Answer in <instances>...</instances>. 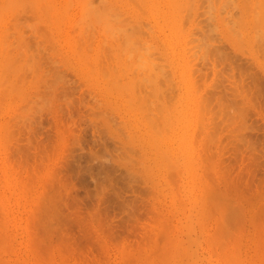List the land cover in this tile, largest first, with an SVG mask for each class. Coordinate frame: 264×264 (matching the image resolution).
I'll return each mask as SVG.
<instances>
[{
  "label": "rangeland",
  "instance_id": "1",
  "mask_svg": "<svg viewBox=\"0 0 264 264\" xmlns=\"http://www.w3.org/2000/svg\"><path fill=\"white\" fill-rule=\"evenodd\" d=\"M31 1L5 0L4 2V0H0V6L3 5L2 9L0 7V11L3 10V13L7 10L11 11V14L6 15L5 13L3 14L0 12L3 15L2 17L0 14V28L4 30L5 28L2 27H5L6 25L8 30V32H6V29L4 30L5 33L3 34V38L5 39L0 40L2 42L0 43V47H3V52H1V50L0 52L5 55L7 54L6 57L4 55L5 58H7L8 55L16 58H13L12 61V57L8 56L11 58V61L9 60L10 63L17 62L15 64L13 63L14 66L12 63L10 65L8 64L7 66L9 67L1 63L2 66L0 68V71H3L0 73V80L2 81H0V83L3 87L5 86L3 88L0 85V89H3L0 91V264H161V261L158 260L159 256L157 255H159L158 253L161 252L163 256L160 254V257L163 258L164 254H168V252L171 251V242H169L170 240H166L170 239L171 237V239L174 240L172 241L173 244L171 245L175 248L178 246L176 248L177 250L179 249V251L181 250L184 253L187 252L186 255H188V251L190 252L187 257H185L186 255L184 253L181 255L182 258L180 256V258L183 260L181 263L183 264H193L195 262V264H231L228 262L226 263L220 258V256L223 257V255H218L222 250L221 247H219L220 251H218L219 248L216 247L220 243L219 241H217V243L219 242L217 245L215 241V245L211 246L215 236L218 235H221V238L224 236V240L225 237H227L226 240L236 242L234 244L237 246L236 249L231 248L233 247L232 244L234 242L232 243L229 241L228 244H226L227 241H225L223 245H221L223 247L224 244L228 245L230 251L232 249L236 250V252L232 250L237 256L233 252L232 255L235 256L236 260H239L236 261V264L238 262L239 264H264V241L262 239L261 240L263 242L257 240L259 239L258 236H260V234L257 236L259 233L257 231L261 229L262 225V231H264V33H262L264 32V20L262 22L261 18L263 16L262 14H259H264V7L262 8L260 2L262 0H230L231 3H227V5L226 2H229V0H226L225 3H222L224 0H219L218 2L216 0L215 3L214 0H210L211 2L208 0H137L136 4V0H123V2L122 0H113L114 2L112 0H107L110 1L109 3H105L106 5L107 3L110 4L108 7L111 6V3L112 6L110 8H114L113 3L116 4L115 7H118L117 4H120L121 10L118 9L119 7L117 10L114 8L116 11H113V9H110L109 11V9H107V12L110 14L108 15L107 12H104L105 16L103 17L108 16L107 19L109 20L110 18L111 20V18L114 16L112 13L115 12V16L116 14H119L116 18H118V22H120L122 19V21H124L125 16H128V14L130 15L126 18L127 21L125 22H128V24L124 23L126 24L125 26L122 25V22V26H120V23H116L117 19L116 22L113 21L117 24V26L119 25L120 27L117 29L115 28L116 26H114V29L118 31L119 34L122 32V30H124L123 28L121 30V27L128 29L127 31L125 29L122 35L120 34L122 38H124L126 35H128V37L130 36L129 38L127 37L124 39L127 40L126 42L121 39L119 34H116L117 32H114L115 30H112L114 24H112V20L109 24V27H112L111 29H108L109 27L107 24L109 22L107 23L105 19H101L102 16L99 18L100 15L98 14V17L96 18H99L101 21H96L98 23L94 24L96 18L93 16V14L91 15V13H87L91 9L90 5L95 6L94 4L96 3H99L96 5H100V8L101 3H103L101 10L105 11V4L103 0H101V3L99 0H89L88 2L92 1L91 4L84 2L87 0H84L83 2L80 0L83 5L85 4L84 7L87 11L85 13L83 12L84 8L81 9L83 5L81 4L80 6V1L72 0L73 2H70L72 3L71 5L70 3H67L70 6H67L69 13L67 10V12H64L66 16L64 15L65 18L63 20L61 18V12L63 14V11H60L61 9L58 8L59 10H56L55 14L57 16L59 11L60 15L58 14V18H56L55 14H53V11H55L53 9H57V7L60 5L63 6L65 0H62L64 3H62L60 0V5L57 4V1L59 0H54L56 3H54V5L53 1L50 0L49 3L52 2L51 4L53 5V9L51 8V11L48 9L51 4L46 5L47 1L45 2V0H41L40 3V0ZM34 1L35 6L33 4ZM117 1L120 3H116ZM232 1L234 3L233 5H235L237 2L235 5L236 9L233 7V5L231 6ZM243 1H247V5L245 3L243 4L246 5V7L248 6V9L242 4ZM257 1L260 3L258 4ZM42 2H45V6H42ZM124 2L127 4L125 5ZM192 2L195 9L193 8V5H191ZM198 2L200 5L197 4ZM253 2L255 6H253ZM86 3L89 4L87 7L90 8L86 7ZM203 3L204 5L202 7L201 4ZM211 3L213 6L217 3L215 5L214 11L212 7V9L209 8L210 5L212 6ZM219 4H224V6L226 5V7H224L225 10L223 6H220ZM39 5L42 6V8L44 7L45 12L42 10V8V13L39 11ZM77 5H79L80 8H78ZM131 5L135 7L136 5L139 6L135 8ZM46 6L48 7L47 10L45 9ZM61 6L60 8H62ZM229 6H231V8ZM258 6L262 8V10H259ZM6 7L7 10L4 9ZM9 7L10 9H8ZM13 7L15 14L14 11H12ZM170 7L173 8L171 9ZM219 7L223 8L221 9L222 12L220 11ZM237 7L239 10H241V12L239 11L240 13L238 12ZM255 7L258 8L259 13L257 14L255 13ZM65 8L66 7L64 6L63 9ZM96 8L98 7L96 6ZM100 8L97 10L101 12ZM138 8H140V10ZM189 8H191V10ZM197 8H199L198 12ZM150 9L152 12L149 11ZM188 9L189 13L191 11L190 15L192 14L189 21L186 18L190 16L185 12ZM78 10L84 15L81 13L78 14ZM92 10L93 9H91V12H93ZM124 10L127 15L125 12L123 14ZM226 10H229V13ZM10 11L6 13H10ZM49 11L50 13L52 12L49 15L52 16L53 14L55 16L54 18H52L53 16L51 17L48 15ZM235 11H237L238 14L242 13V18L240 15L235 13ZM184 12L188 17L185 15L183 17L186 18L182 17ZM196 12L198 13V16ZM219 12L221 14H218ZM226 12L228 15H226ZM93 13L94 15L97 14L95 12ZM120 13L124 15L121 16L122 18H120ZM146 13L147 15H145ZM46 14L49 17V20L46 18ZM87 14L91 15L90 19L93 16L95 20L88 19L89 16H85ZM230 14L232 15L230 16ZM43 15L46 19L43 17ZM101 15H103L102 12ZM195 15L196 17L194 18ZM223 15H226L227 17H224ZM236 15L237 18L239 17V20L241 18L240 21L235 18ZM78 16L81 19L83 16H85L87 21L85 20V22L83 21L84 23H82V20H80ZM206 16L208 17L207 19ZM210 16L213 17V19L215 18V21L210 20L212 19ZM14 17L16 18L14 19ZM129 18L132 19L130 20ZM225 18H231L234 19V21L229 19L228 23L225 24L223 23L226 20ZM52 19L57 20L53 21ZM163 19H165L164 22ZM46 20L49 22L47 23ZM92 20H94V22H92ZM138 20H140V23L138 22L139 24L137 23ZM182 20H184V27L181 23ZM10 21L13 22L14 26ZM102 22H104V24L107 26L106 27L104 25L107 30L102 25V28L100 27V23ZM229 22H232V24H229ZM73 23H75V26H73ZM92 24L95 28H104V31L106 30V32L112 30L109 34L113 32L112 35H118L119 39L123 41L124 45L128 44L129 47L131 46L130 48L127 46L126 49H134L136 52L137 48L138 51L136 53L130 50L126 51L123 45L125 54H123V51H121V53L124 55V57L122 56L120 59V54L117 53L119 60L115 59L116 61H114L113 58L117 57L116 52H120L121 50L122 46L120 47V50L118 46L122 45V42H120V44L118 43V37L115 38L112 37V35L110 36L113 38V40L115 38L114 41L116 42L113 43L119 44L116 51L115 44L112 45V39L109 40L108 38L109 34L107 33V36L105 35L107 39L105 36L102 37L101 34L105 32L102 30L100 31L102 33H97L99 32L98 28L97 30H94V28H91ZM235 24H237L238 29H235ZM77 25H81L80 28L83 27V30L85 29L84 27L87 26L96 32L94 33L89 28L91 32H88L89 34L87 35L86 31L89 30L85 29L86 33L80 30L81 33H85L88 37L87 41H85L86 39L82 37L83 34H80V31H78L79 28L77 27L79 26ZM253 25L257 30L252 29L254 28ZM128 26L130 27L128 28ZM138 26H141V28ZM180 26H182V28ZM193 26H196V28L200 29V31L196 30L195 28L194 29L197 32L194 31L192 28ZM227 26H233L234 31H232V28H230L232 30L227 29ZM71 27H76L75 30L78 29V35L80 34V37L83 38H80L83 40V45H81L82 43H79L82 40L78 39L79 36L76 33L77 31L75 32L74 28L72 29ZM148 29H151L152 32L151 30L148 31ZM54 30H56L58 33ZM119 30L121 32H119ZM237 30L240 32H238V36H232V33H234L233 35H237V33H235ZM16 31L19 33L22 32L20 34L21 36L18 34V32L16 33ZM140 31L142 33L139 35L138 33ZM192 31L194 32L191 33ZM126 32H128V34L125 35L124 33ZM164 32L167 33L164 34ZM201 32L202 35L207 34V38L205 35L202 36ZM259 32L262 35H260ZM2 33H0V39H2ZM208 33L210 34L208 35ZM23 34L24 36H22ZM239 34L241 35L240 37ZM148 35H150V38H148ZM186 35L188 37L192 36V38L188 39ZM199 35L202 36V40L204 39V42H201L202 40L197 41L200 39ZM135 36L136 38H134ZM258 36H260V38H258ZM74 37H76L79 41H77L76 38L74 39ZM193 37L198 38H194L193 40ZM90 38H94L92 39L93 41H90L91 43L88 42V40H91ZM101 38L111 41L112 44H104V40L102 41ZM205 38L208 39V42L214 45L212 46L211 44H208L207 41L205 44ZM139 39H142L141 41L144 42V44L142 42L143 45L147 44L146 47L140 44L141 41H137ZM155 39L157 41H155ZM236 39L240 40L237 41ZM100 40L105 45H103L104 47L100 46L102 45V43H99L101 42ZM148 40L149 42L146 43ZM188 40L190 43L187 42ZM16 41H18V43H16ZM24 41H26V43ZM109 41L108 43H110ZM85 42L88 43L87 46L89 51L85 50L87 44ZM199 42L201 43V46H199L200 49H196L199 44L196 46V48L194 47V44ZM4 43H7V45L9 44L8 46L11 48L10 54L7 53V51L9 52V48L6 49L8 46H6ZM161 44L164 47L160 46ZM75 45H79V47L82 48L77 50L79 51V54L76 51L77 46ZM20 46L25 47L22 49ZM106 46L110 48L107 50ZM112 46H115L114 49ZM99 47L101 50L105 49L103 50L102 56V51L99 49ZM140 47H142V50H144L139 51V49L141 50ZM153 47L154 49L152 50ZM156 47L158 49H156ZM192 47L194 48L192 49ZM240 47L241 49H239ZM202 48L205 49V51L211 50L209 53L214 52L217 54L216 57L215 54L213 55V53L210 54V56L207 51V53H205L207 55L205 60H202V57H205L202 56L204 53ZM214 48L217 50H213ZM194 49L198 51H195ZM4 50H6V53ZM192 50H194L197 54L195 55ZM98 51H101L100 54ZM109 51L113 53H109ZM217 51H219V55ZM129 52L130 54L131 52L135 54H131V59L135 58L134 61L125 59V55H127V58L128 55L130 56V54H128ZM143 52L144 55H142ZM152 53H158L159 56L155 55L153 60L152 58H149V56L152 57ZM191 53L192 55H195L193 56L194 58L191 57ZM16 54H18V56ZM83 54H85L86 57ZM139 54L141 55L140 57H142L141 61L148 60L150 62L152 59L151 61L154 64L150 62L152 63L150 66L148 61V65H146L147 63H144V66L141 67L142 69L144 68V72L141 69L143 74L141 73V76H138L137 71L140 68L139 66L143 64H140L142 62L137 61V66L139 68L136 67V75L134 74L133 76L130 74V72H128V70L132 71L131 68L132 66H135L134 62L137 60V58L140 60L138 57ZM98 55L102 57V60H105L103 62H105L106 65H104L105 67L102 66L104 67L102 68L103 70L100 68L101 65H103V62H100L102 60L98 59ZM104 55L106 57H104ZM108 55H112V58L108 57ZM199 55L202 57H199ZM90 56L91 59L89 58ZM107 57L108 61L106 59ZM160 57H163L162 60ZM1 58L3 61L0 60V62L5 63V58H3V56ZM86 58H88V61ZM200 58L201 60L199 61L198 59ZM109 59H111L113 63L115 62L114 65L116 69H112V71L108 69L111 68L110 65L112 68H114L112 61L110 62ZM187 59L190 60V62L187 61ZM214 59L216 60L215 64H213ZM120 60L124 64L123 65L120 63L122 65L121 69H119L120 64L116 65L120 62ZM96 61H99L98 63H101V65H97ZM196 61L197 63H195ZM90 62L92 64L94 63V65H90ZM129 62H133L131 68L128 67ZM156 62H159L157 63L158 68L156 66ZM80 63H83L81 64L82 66ZM160 63H164V65L167 63V65H162L163 69H161ZM202 63L203 65H200ZM86 64L89 65L91 70L90 72L88 70V65ZM125 65L128 68H125ZM98 67L101 70H99ZM145 67L147 70H145ZM192 67H194L193 70H191ZM134 68L135 67H133V69ZM5 69H8V71H5ZM122 69H125V75V72ZM149 69H151V71ZM153 69L158 70L156 72L157 74L155 72L153 74ZM165 69L168 71H165ZM92 70L96 74L92 72ZM98 70L101 71V73ZM121 70L123 74H121ZM146 71H148V73ZM160 71L161 74L159 75L158 73ZM145 72L147 73L148 77H146V75L144 76ZM162 72L164 74L166 73L164 77ZM3 73L4 75H2ZM113 73H115V76L117 74L119 75L116 77V79L118 78L116 83H125L117 86L118 83L116 84L114 82L115 78L112 81V83L114 82L113 84H115L118 89L119 87H122L120 89V91L123 90L121 91L122 93L120 91L118 92V89L112 90L111 93H109L110 91L104 90L106 89L104 86H106V84L111 80L110 77L113 78ZM129 74L136 79V83L131 84L134 82V79H132L133 81L127 80L131 79ZM8 75H13V77ZM15 75L18 76V79ZM103 75L105 77L107 75V79L109 77L110 80L107 82V79H102L101 76ZM155 75L158 76V78L157 76L155 77L156 80L154 78ZM189 75L192 76L190 77ZM124 76L125 78H123ZM149 76L153 79L151 78L149 81H147L146 78L149 79ZM97 77L101 79L98 81ZM161 78L162 81L164 80V83L165 81L166 83L168 81L169 84H164L161 81ZM124 79L127 81V83L130 81V84L133 86L128 88V84H126ZM102 80L103 85H100V81ZM138 80H143L144 82L147 81V85L145 84L146 82L143 83L139 82ZM18 81H21L19 82L20 84ZM96 81L99 84L96 83ZM141 83L145 85L142 86ZM135 84H137V86ZM149 84L153 86V90L152 86L150 87ZM160 84H162L161 86L164 89L160 87ZM191 84L193 86L195 85L194 87L197 89L196 91L194 87L191 86ZM8 85L11 86V90L6 92V96L5 90L9 89ZM12 85H14L13 88L16 87L14 88L16 91L13 90L14 92L12 91ZM115 85L111 86L110 84L109 86L115 88ZM126 87L127 90L125 91ZM142 88H144V92L142 91ZM128 89L129 92L132 91L131 94L134 93L135 95H129L127 92ZM145 89H151V91H145ZM161 89L162 91H160ZM107 90H110L108 86ZM114 91L117 93L114 94ZM138 91L139 93H137ZM140 91H142L143 94ZM193 91L196 93H193ZM15 92L17 93L16 95L18 97H16ZM157 92L160 93L158 94ZM124 94L125 96L129 95L130 99L128 98L129 96L125 98V100L122 99L124 98L122 97ZM149 94L154 99L151 98ZM140 95H145L147 101L143 96L140 97ZM14 96L15 98H13ZM135 96H139V99L142 100L145 99V102H141V100H139V103H144V106H140L138 103V97L136 98ZM1 97H4V101L1 99ZM198 98L202 101H200ZM12 99L15 100L12 101ZM120 99L123 103L120 101ZM129 100L132 104L129 103ZM127 101L131 106L127 103ZM1 102H4V104H1ZM133 104L137 106H133ZM197 104L199 105L197 106ZM10 105H12V107ZM121 105H123V107H121ZM129 106L130 108H125ZM146 106H148L147 108L149 109L144 108ZM211 106L213 107L211 108ZM139 107L140 109L144 108L143 110H149L148 112L150 114L146 111H143L142 109L139 110ZM135 108H137L139 112ZM127 109H130V111H127ZM158 110L159 113L157 114ZM141 111L145 114V116L143 113V115L140 116ZM165 111H168L167 113L169 114V121H166L168 114ZM129 116L131 119H129ZM149 118H151L153 122H151ZM153 119H155V121ZM130 121L136 124H131ZM153 123L155 126L158 125L157 128ZM2 124L6 127H4V132L1 130L3 128ZM123 124L125 125L123 126ZM150 124H152L156 130L152 128L154 129L152 131L151 127L149 128V126H151ZM167 124L170 125L168 126ZM136 125H138V128H140L138 129ZM133 126L134 129L135 127L137 129H132ZM159 128L161 131L158 130ZM163 130H167L168 134ZM139 131H141L140 135ZM145 132L147 135L149 134V140L152 136L151 139L153 142L156 141L157 143L155 142V144L159 145L154 147L158 146L159 148H164V150L160 148L161 151H165V156H169L171 161L174 160L173 162H168V157L163 158L164 160H160V156L164 157V154L158 156V153H161V151L158 147V149L153 148V144L151 146L150 143L152 142L147 140L148 136L145 134ZM160 132L161 134H159ZM135 133L139 136L137 135L136 137ZM155 133L158 135L155 136ZM131 136L132 141L130 140ZM140 139H142L141 142ZM164 139L168 142H166ZM194 139H196V145L192 142ZM148 145L149 147H146ZM167 146L170 149H168ZM174 147L177 152H174ZM148 148L150 149V153H148ZM155 149L156 151L159 150V152H155ZM146 155L148 156V159ZM152 155L156 157H153L156 159L155 161H153L154 159L151 158ZM187 159L189 160L188 163ZM162 160L164 163L166 160H168L166 162L168 164L165 163L164 165ZM182 161L187 165H184ZM156 163L157 165L159 164V167L156 165ZM192 165L194 167H192ZM185 166L186 168H184ZM189 167L193 169H190ZM184 169L188 171L185 172ZM189 171L190 175H192L193 172L195 174L194 182H192L195 184H193V187L192 183H188V179L190 178H188V175L186 174H188ZM203 180L206 181L207 186L205 187V191L209 188H213L211 192V189H209V198L207 200L210 201L209 203L215 206L214 208L211 205L214 210L211 206H209L208 210H210V213L213 212L211 213L212 215H210V213L207 214L209 212L207 210V205L209 203L207 204V201L205 203V200L207 199L205 198L207 197V195L205 196L206 192L202 193V190L204 191V187L201 184ZM203 184L205 186V183ZM200 185L203 188H200ZM190 187L196 190L191 192ZM188 189L190 192H188ZM174 192L177 194H174ZM189 193L191 194L190 196ZM197 196L199 197V202H197ZM201 197H203V205L201 204ZM213 198H215V203H212ZM195 203H197V205ZM201 205L206 209L204 208L202 210ZM218 206L220 207L219 209L223 210H220V212L219 209L216 210ZM200 208L202 212L199 211ZM205 210H207V213ZM198 211L202 213V216L204 214L207 216L202 217ZM218 212L221 214V216ZM197 222L201 223L199 224L201 227ZM228 230H230L231 233L228 232ZM212 232H214L215 235H212ZM232 233H234V236L237 234L238 236H236L238 238H236V236L234 237L233 235L231 236ZM262 234L263 235L260 236V238L264 237V232ZM209 235L213 237L211 238L213 240L209 238ZM195 238H198L199 240ZM207 241L211 243L208 244ZM222 242L223 241L221 240V243ZM166 245L169 246L167 247ZM163 246L166 248L164 249ZM225 247L222 252L227 251V248L225 249ZM162 248L168 252L162 253V251H164ZM148 252L150 254L149 256ZM192 253H195L196 257ZM166 260H168V257ZM169 261L171 263L172 260L169 259L168 262ZM178 263L180 264V260Z\"/></svg>",
  "mask_w": 264,
  "mask_h": 264
},
{
  "label": "bare ground",
  "instance_id": "2",
  "mask_svg": "<svg viewBox=\"0 0 264 264\" xmlns=\"http://www.w3.org/2000/svg\"><path fill=\"white\" fill-rule=\"evenodd\" d=\"M9 1H10V0H9ZM30 1H31V0H30ZM38 1H39V0H38ZM43 1H44V0H43ZM46 1H47V2H46ZM52 1H53V5H54L55 2H54V0H52ZM63 1H64V0H63ZM71 1H72V0H70V1H69V0H65V3H66V5H65V3L62 2V0H61V2L64 3L63 6H61V5L59 4V2H60V0H59V1H57V4L60 5L62 8H60V6H58L57 9H56V8L53 9V5L51 4L52 2L49 3L50 0H49V1H48V0H45L46 5H47V4H49V5L51 4L49 8L46 6L45 9L47 10V8H48V9L51 11V8H52L53 10H55V11L52 10V11H53V14H55L56 10L61 9L60 11H63V14H62V12H61V16H62L61 18H62V20H63V19L65 18V16H66L64 12H67V11L69 10V9L67 8V6H69L68 4H69ZM79 1H80V0H79ZM83 1H84V0H82V2H83ZM88 1H89V0L84 1V2H88ZM103 1H104V4H105L106 2H108V3L110 2V1H107V0H106V1L103 0ZM112 1H113V0H112ZM119 1H120V0H119ZM119 1H117L116 3H118ZM128 1H129V0H128ZM132 1H133V0H132ZM132 1H131V2H132ZM134 1H135V0H134ZM139 1H140V0H139ZM155 1H156V0H155ZM160 1H161V0H160ZM188 1H189V0H188ZM192 1H193V0H192ZM196 1H198V0H196ZM206 1H207V0H206ZM208 1H210V0H208ZM215 1H216V0H214V3H215ZM218 1H219V0H217V2H218ZM221 1H222V0H221ZM225 1H226V0H224V2H222V3H225ZM254 1H255V0H254ZM259 1H260V0H259ZM4 2H5V0H4ZM6 2H7V1H6ZM25 2H26V1H25ZM31 2H32V1H31ZM36 2H37V1H36ZM40 2H41V0L39 1V3H40ZM45 2H42L43 5H42V4H40V5L45 6ZM72 2H73V1H72ZM93 2H94V1H93ZM99 2L101 3V0H99ZM113 2H114V1H113ZM122 2H123V0H122ZM131 2H130V3H131ZM174 2H175V1H174ZM199 2H201V1H199ZM199 2H198L197 4H199ZM210 2H211V1H210ZM246 2H247V1H245V2L243 1L242 4L245 3V4L247 5ZM257 2H258V1H257ZM260 2H261V6H262V8H263V7H264V2H263V0L260 1ZM260 2H258V4H259ZM10 3H11V2H10ZM17 3H18V2H17ZM19 3H20V2H19ZM67 3H68V4H67ZM88 3L91 4L92 1H91V2H88ZM95 3H96V2H95ZM108 3H107V5H106V4L104 5L106 9H105L104 6H103V8H104L105 11L101 10V9H102V4H103V3H101V8L99 7L100 5H96V4H99V3H96V4L93 3L95 6H91V5H90L91 9H93L92 11L95 12V13H97V14H95L96 16L94 15L93 12H91V9L89 10L90 12H89V11L87 12L86 9H85V7H84L85 4L83 5V3H81V1H80V6H81V4H82L83 7H82L81 9L84 8V9H83L84 11H83V10H81V11H83L84 13H85V12H87V13H91V15L93 14V16H94L95 18L98 17V16H97L98 14L100 15L99 18H101V16H102L101 19H105L107 23L109 22L108 24L106 23V24L108 25V27H109V24H110V22H111V20H112V24L114 23V24H113V27L110 26L108 29H111V27H112V28H113V29H112L113 31L115 30V29H114V26H116L115 28H117V29L120 28L119 25L117 26L116 23H118V24L120 23V26H122V25L125 26L126 24H128V22L126 23L125 21H127L126 18L130 16L129 14H128V16H125L124 21H122V20H123V19H122L120 22H118V18H116L119 14H118V15L116 14V16H115V14H114L115 12L112 13V15H114V16L112 17L113 19L111 18V20H110V18H109V20L107 19V17H108L107 15H106L107 17H103V16H105L104 12H107V11H108L107 9H109V11H110V9H111V10L113 9V11H116L118 7H119L118 9H120V7H121L120 4H117L118 7H115L116 4L113 3V7L116 9V10H114V8H110V7L112 6V3H111V6H110V7H108V6L110 5V4H108ZM119 3H120V2H119ZM133 3H134V2H133ZM136 3H137V0H136L135 4H136ZM187 3H188V2H187ZM220 3H221V2H220ZM227 3H231L230 0H229V2H228V1L226 2V5H227ZM248 3H249V2H248ZM0 4H1V3H0ZM2 4H3V3H2ZM22 4H23V3H22ZM33 4H34V6H35V1H34ZM33 4H32V5H33ZM37 4H38V3H37ZM55 4H56V3H55ZM71 4H72V3H70V5H71ZM73 4H74V3H73ZM86 4H87V3H86ZM121 4H123V3H121ZM124 4L126 5L127 3L124 2ZM124 4H123V5H124ZM135 4H134V5H135ZM149 4H150V3H149ZM181 4H182V3H181ZM188 4H189V3H188ZM188 4H187V5H188ZM211 4H212V3H211ZM216 4H217V3H216ZM216 4H214V6H213V4H212V6L209 4L210 7H209V6H207V7H209V8L212 7V8H213V11H214V8H215V5H216ZM233 4H234V3H233V1H232L231 6H232ZM236 4H237V2H236ZM236 4H235V5H236ZM255 4H256V3H255ZM12 5H13V3H12ZM30 5H31V4H30ZM30 5H29V7H30ZM40 5H39V6H40ZM49 5H48V6H49ZM88 5H89V4H87L86 7H87ZM128 5H129V4H128ZM172 5H173V4H172ZM191 5H193V2H192ZM199 5H200V4H199ZM201 5H202V7H203L204 3L201 4ZM206 5H207V3H206ZM219 5H220V4H219ZM219 5H218V6H219ZM221 5H222V4H221ZM221 5H220V6H221ZM226 5L224 6V4H223V5H222L223 8L226 7ZM235 5H233L234 8L236 7ZM243 5H244V4H243ZM246 5H244V7L248 9V6L246 7ZM2 6H3V5H2ZM2 6H0L1 9H2ZM16 6H17V5H16ZM16 6H14V7H16ZM21 6H22V5H21ZM39 6H38V7H39ZM42 6H40V10H39V11H41V13H42V10H44V7L42 8ZM51 6H52V7H51ZM64 6L66 7L65 9H63ZM96 6H97L98 8H96ZM106 6H107V7H106ZM131 6H133V5H131ZM137 6H139V5H136V7H137ZM140 6H141V4H140ZM231 6H229V7L231 8ZM237 6H238V5H237ZM253 6H255V5H254V2H253ZM10 7H11V6H10ZM10 7H9L8 9H10ZM14 7H13V10H12V11H14ZM23 7H25V6H23ZM32 7H33V6H32ZM69 7H70V6H69ZM77 7L80 8L79 5H77ZM90 7H87V8H90ZM93 7H95V8H93ZM127 7H128V6H127ZM133 7H135V6H133ZM136 7H135V8H136ZM188 7H190V6H188ZM191 7H192V6H191ZM229 7H228V8H229ZM233 7H232V8H233ZM258 7H259V6H258ZM25 8H27V7H25ZM33 8H34V7H33ZM41 8H42V10H41ZM58 8H59V9H58ZM99 8H100V10H101V12H102L103 15H101V12H100L99 10H97V9H99ZM140 8H141V7H140ZM140 8H138V9L140 10ZM170 8L172 9L173 7H170ZM186 8H187V6H186ZM186 8H185V9H186ZM193 8H194V5H193ZM212 8H211V9H212ZM219 8H220V7H219ZM223 8L221 7V8H220V11H221V9H223ZM228 8H227V9H228ZM230 8H229V9H230ZM237 8H238V7H237ZM241 8H242V7H241ZM252 8H253V7H252ZM252 8H251V10H252ZM255 8L257 9V12H256V9H255V13H256V14L259 13V12H258V8H257V7H255ZM262 8L259 7V10H262ZM4 9L7 10V7L4 8ZM37 9H38V8H37ZM70 9H71V8H70ZM94 9H95V11H94ZM142 9H143V8H142ZM142 9H141V10H142ZM160 9H161V8H160ZM189 9L191 10V8H189ZM189 9H188L187 11H185V12L188 13L190 17H188L187 15H185V12H184V14L182 15V17H183L184 15H185L186 17H188V18L183 17V18H186L188 21L191 19V15H192V14L190 15L191 11H190V13H189ZM194 9H195V8H194ZM198 9H199V8H197V12H198ZM207 9H208V8H207ZM211 9H209V10H211ZM217 9H218V8H217ZM235 9H236V8H235ZM247 9H246V10H247ZM33 10H34V9H33ZM66 10H67V11H66ZM79 10H80V9H79ZM79 10H78V12H77L78 14L81 13V12H79ZM120 10H121V9H120ZM125 10H126V6H125ZM125 10L123 11V14H124ZM127 10H128V9H127ZM143 10H144V9H143ZM161 10H162V9H161ZM181 10H182V9H181ZM224 10H225V8H224ZM231 10H232V9H231ZM246 10H245V11H246ZM2 11H3V10H1L0 12H2ZM9 11H10V10H7L6 12H9ZM50 11H49L48 15L52 13V12L50 13ZM149 11H151V9H150ZM182 11H183V10H182ZM203 11H204V10H203ZM205 11H206V10H205ZM207 11H208V10H207ZM213 11H212V13H213ZM226 11H228V13H229V10H226ZM239 11L241 12V10H239V8H238V12H239ZM253 11H254V10H253ZM6 12H4L5 15H6V14H11V11H10V13H6ZM44 12H45V10H44ZM98 12H99V13H98ZM111 12H112V11H111ZM118 12H119V11H118ZM144 12H145V11H144ZM151 12H152V11H151ZM197 12H196V13H197ZM221 12H222V11H221ZM232 12H233V11H232ZM240 12H239V13H240ZM251 12H252V11H251ZM2 13H3V12H2ZM2 13H0V14L2 15ZM4 13H3V14H4ZM35 13H36V12H35ZM68 13H69V11H68ZM107 13H108V12H107ZM116 13H117V12H116ZM226 13H227V12H226ZM226 13H225V14H226ZM228 13H227L226 15H228ZM230 13H231V12H230ZM235 13H237V11H235ZM243 13H244V12H243ZM14 14H15V11H14ZM43 14H44V13H43ZM53 14H52L53 17H52L51 15H49V16H51L52 18H54V17L56 16V14H55V16H54ZM58 14H59V11H58ZM58 14H57L56 18H58ZM81 14L84 15L83 13H81ZM109 14H110V13H108V15H109ZM123 14L120 13V18H122L121 16H124ZM125 14H126V12H125ZM143 14H144V13H143ZM206 14H207V13H206ZM210 14H211V11H210ZM210 14H209V15H210ZM213 14H214V13H213ZM218 14H221V13L219 12ZM237 14H238V13H237ZM246 14H247V12H246ZM256 14H255V15H256ZM259 14H260V15L262 14V16L264 17V14H263V13H259ZM1 15H0V16H1ZM40 15H41V14H40ZM46 15H47V14H46ZM48 15H47L46 18H48V20H49ZM59 15H60V14H59ZM64 15H65V16H64ZM71 15H72V14H71ZM91 15H90V14H89V15L87 14V15H85V16H89L88 19H90V16H91ZM126 15H127V14H126ZM145 15H147V13H146ZM207 15H208V14H207ZM226 15H225V16L223 15V16H224V17H227ZM231 15H232V14H230V16H231ZM233 15H234V14H233ZM238 15L241 16L242 13H241V14H238ZM35 16H36V15H35ZM63 16H64V17H63ZM79 16H80V15H79ZM79 16H78V17H79ZM85 16H83L84 19H83V18H82V19L80 18V17H82V16L79 17L80 20H82V21H81L82 23H84L85 20H86V19H85V18H86ZM93 16H92L91 19H94V20H95V18H94ZM160 16H161V13H160ZM162 16H163V15H162ZM197 16H198V13H197ZM211 16H212V14H211ZM211 16H210V18H212V19H210V20L215 21V18L213 19V17H211ZM220 16H221V15H220ZM251 16H253V15H251ZM262 16H261V17H262ZM2 17H3V15H2ZM4 17H5V16H4ZM9 17H10V15H9ZM43 17H44V15H43ZM78 17H77V18H78ZM109 17H110V16H109ZM114 17H115V19H114ZM170 17H171V15H170ZM195 17H196V15L194 16V18H195ZM228 17H229V16H228ZM233 17H234V16H233ZM233 17H232V18H233ZM258 17H259V16H258ZM263 17L261 18L262 22H263V20H264ZM5 18H7V17H5ZM10 18H11V17H10ZM15 18H16V17H14V19H15ZM44 18H45V17H44ZM46 18H45V19H46ZM59 18H60V17H59ZM99 18H98V19L96 18L95 22H94V20H92V22H94V24H95V23H98L99 21H101V20H99ZM120 18H119V19H120ZM142 18H143V17H142ZM163 18H164V17H163ZM207 18H208V17L206 16V19H207ZM221 18H222V17H221ZM221 18H220V19H221ZM235 18H237V15H236ZM238 18H239V17H238ZM238 18H237V20H239ZM241 18H242V16H241ZM241 18H240V20H241ZM12 19H13V18H12ZM75 19H76V18H75ZM91 19H90V20H91ZM116 19H117V22H116ZM129 19H130V18H129ZM131 19H132V18H131ZM131 19H130V20H131ZM140 19H141V17H140ZM154 19H155V18H154ZM225 19H226V20H225V22H223V23L226 24V23H228L229 19H231V18H225ZM227 19H228V20H227ZM1 20H2V19H1ZM8 20H9V18H8ZM42 20H43V19H42ZM52 20H53V19H52ZM55 20H57V19H54L53 21H55ZM136 20H137V19H136ZM187 20H186V22H187ZM193 20H194V19H193ZM231 20L234 21V19H231ZM240 20H239V21H240ZM254 20H255V18H254ZM259 20H260V19H259ZM261 20H260V21H261ZM37 21H38V20H37ZM43 21H44V20H43ZM59 21H60V19H59ZM83 21H84V22H83ZM86 21H87V20H86ZM96 21H98V22H96ZM102 21H103V20H102ZM113 21H115L116 23L113 22ZM128 21H129V20H128ZM132 21H134V20H132ZM142 21H143V20H142ZM164 21H165V19H163V22H164ZM183 21H184V20L181 21L182 25H183ZM194 21H195V20H194ZM196 21H197V20H196ZM222 21H223V20H222ZM226 21H227V22H226ZM235 21H236V19H235ZM242 21H243V20H242ZM252 21H253V20H252ZM256 21H257V19H256ZM260 21H258V22H260ZM1 22H2V21H1ZM5 22H6V21H5ZM10 22H12V21H10ZM46 22L48 23L49 21L46 20ZM72 22H73V21H72ZM74 22H77V21H74ZM90 22H91V21H90ZM92 22H91V23H92ZM104 22H105V21H104ZM104 22L100 23V27H101V25H102V26L105 25ZM121 22H122L123 24H122ZM134 22H136V21H134ZM138 22L140 23V20H138L137 23H138ZM173 22H174V21H173ZM236 22H237V21H236ZM14 23H15V22H14ZM124 23H126V24H124ZM139 23H138V24H139ZM141 23H142V22H141ZM145 23H146V22H145ZM211 23H212V22H211ZM230 23L232 24V22H229V24H230ZM234 23H235V22H234ZM252 23H253V22H252ZM252 23H251V25H252ZM8 24H9V23H8ZM8 24H7V25H8ZM15 24H16V23H15ZM19 24H20V23H19ZM35 24H36V23H35ZM54 24H55V23H54ZM71 24H72V23H71ZM74 24H75V23H73V26H75ZM80 24H81V23H80ZM87 24H88V23H87ZM87 24H85V25H87ZM121 24H122V25H121ZM132 24H133V23H132ZM135 24H136V23H135ZM147 24H149V23H147ZM240 24H241V22H240ZM249 24H250V23H249ZM257 24H258V23H257ZM259 24H260V23H259ZM262 24H263V23H262ZM2 25H3V24H2ZM12 25L14 26L13 22H12ZM24 25H25V24H24ZM81 25H83V24H81ZM81 25H77V26H79V27H77V28H79V30H78V29H77V30H78V31L81 30L82 32H85V29H86V30H89V31H86L87 33L85 32L87 35L89 34L88 32H91V30L94 32V30H95V29L97 30V28H98V27H97V28L93 27V24H92V27H91V28H94V30L91 29V28L89 27V28L91 29V30H90V29L87 27L88 25L86 26L87 28L84 27L85 29L83 30V29H82L83 27L80 28ZM96 25H97V24H96ZM98 25H99V24H98ZM136 25H137V24H136ZM157 25H158V24H157ZM184 25H185V24H184ZM184 25H183V27H184ZM195 25H196V23H195ZM233 25H234V24H233ZM235 25H236V26H235V29H238L237 24H235ZM34 26H35V25H34ZM48 26H49V25H48ZM105 26H106V25H105ZM105 26H104V27H105ZM145 26H147V25H145ZM145 26H144V27H145ZM215 26H216V25H215ZM253 26H254V25H253ZM258 26H259V25H258ZM262 26H263V25H262ZM22 27H25V26H22ZM22 27H21V28H22ZM53 27H54V26H53ZM60 27H62V26H60ZM106 27H107V26H106ZM106 27H105V29H106ZM129 27H130V26H128V28H129ZM138 27L141 28V26H138ZM180 27L182 28V26H180ZM227 27H228V28H227ZM227 27H226V28L229 29V30H232V29H233V26H232V27L227 26ZM236 27H237V28H236ZM240 27H241V26H240ZM263 27H264V26H263ZM2 28H5V29H6V32H8V30H7V28H6V25H5V27H2ZM13 28H14V27H13ZM21 28H20V29H21ZM27 28H28V26H27ZM27 28H26V29H27ZM56 28H58V27H56ZM68 28H69V27H68ZM71 28H72V27H71ZM73 28H74V30L76 29V27H73ZM73 28H72V29H73ZM101 28H102V27H101ZM101 28H100V29L98 28L99 32H97V33H102V32H100V31H102V30L104 31V28H103V29H101ZM122 28H123L124 30H122ZM146 28H147V27H146ZM149 28H150V27H149ZM151 28H152V27H151ZM192 28H193V29L195 28L196 30H199V31H200V29H197L196 26H193ZM198 28H199V27H198ZM214 28H215V27H214ZM230 28H232V29H230ZM244 28H245V25H244ZM251 28H252V27H251ZM257 28H258V27H257ZM0 29H1V28H0ZM5 29H4V30H5ZM8 29H9V28H8ZM17 29H18V28H17ZM23 29H24V28H23ZM29 29H31V28H29ZM35 29H36V28H35ZM50 29H51V28H50ZM53 29H54V28H53ZM69 29H70V28H69ZM72 29H71V30H72ZM125 29H126V28L121 27L122 32L119 30V32H121V33H120L121 35L123 34V31H125ZM195 29H194V31H196ZM252 29H255V26H254V28H252ZM4 30L1 29V32H0V33H2V32H3V33L1 34V35H2V36H1L2 39H0V40L5 39V38H3V36H4L3 34L5 33ZM66 30H67V29H66ZM74 30H73V31H74ZM77 30H75V32H76ZM106 30H107V29H106ZM106 30L104 31L105 33H102V34H101L102 37H104L107 33L109 34V33L112 31V30H110L109 32H106ZM127 30H128V29H126V31H127ZM131 30H132V28H131ZM141 30H142V29H141ZM150 30H151V29H148V31H150ZM181 30H182V29H181ZM202 30H203V29H202ZM202 30H201V31H202ZM245 30H246V29H245ZM255 30H257V29H255ZM9 31H10V30H9ZM20 31H21V30H20ZM35 31H36V30H35ZM51 31H52V30H51ZM54 31H56V30H54ZM69 31H70V30H69ZM78 31L76 32L77 35H78ZM81 31H80V34H83V33H81ZM166 31H167V30H166ZM194 31H192L191 33H193ZM204 31H205V30H204ZM210 31H211V30H210ZM232 31H234V29H233ZM232 31H231V32H232ZM259 31H260V30H259ZM17 32H18V31H16V33H17ZM56 32H57V31H56ZM70 32H71V31H70ZM70 32H69V33H70ZM95 32H96V31H95ZM95 32H94V33H95ZM114 32H117L116 34H119L118 31H116V30H115ZM151 32H152V30H151ZM189 32H190V31H189ZM196 32H197V31H196ZM206 32H207V31H206ZM238 32H239L238 30H237V32L235 31V33H237V35H233L234 33H232V36H238ZM256 32H258V31H256ZM21 33H22V32H21ZM21 33L18 32L19 35H20ZM33 33H34V32H33ZM47 33H48V32H47ZM47 33H46V34H47ZM49 33H50V32H49ZM57 33H58V32H57ZM64 33H65V32H64ZM69 33H68V34H69ZM85 33H84V34H85ZM129 33H130V30H129ZM133 33H134V32H133ZM141 33H142V32L140 31L138 34L140 35ZM144 33H145V32H144ZM165 33H167V32H164V34H165ZM187 33H188V32H187ZM210 33H211V32H210ZM210 33H208V35H209ZM239 33H240V32H239ZM259 33H260V32H259ZM262 33H264V32H262ZM8 34H9V33H8ZM66 34H67V33H66ZM70 34H71V33H70ZM80 34L78 35V36H79L78 39H79V40H82V39H83L82 37H84V39H86L85 41H87L88 37L86 36V34H85V35L83 34L84 36L82 35V37H80ZM103 34H104V35H103ZM112 34H113V32H112L111 34H109V37H108V38H109V40L112 39V43H113V42H116V41H114V40H115V38L118 37V35L116 36V35H112ZM120 34H119V36H120ZM124 34L126 35V34H128V32H126V33H124ZM138 34H137V35H138ZM146 34H148V33H146ZM153 34H154V33H153ZM19 35H18V36H19ZM51 35H52V34H51ZM77 35H76V36H77ZM99 35H100V34H99ZM111 35H112V37H115L114 40H113L112 37H110ZM129 35H130V34H129ZM135 35H136V34H135ZM188 35H189V34H188ZM201 35H202V32H201ZM204 35H205V34H204ZM204 35H202V36H204ZM206 35H207V34H206ZM206 35H205V36H206ZM230 35H231V34H230ZM260 35H262V34L260 33ZM14 36H15V34H14ZM16 36H17V35H16ZM20 36H21V35H20ZM22 36H24V34H23ZM48 36H49V34H48ZM56 36H57V35H56ZM78 36H77V37H78ZM90 36H91V35H90ZM90 36H89V37H90ZM106 36H107V35H106ZM106 36H105V38H106ZM154 36H155V35H154ZM186 36H187V35H186ZM199 36H200V35H199ZM202 36H200V37H199L200 39L197 40V41L202 40ZM223 36H224V35H223ZM240 36H241V35L239 34V37H240ZM60 37H61V36H60ZM60 37H57V38H60ZM92 37H93V35H92ZM100 37H101V36H100ZM120 37H121V36H120ZM123 37H124V36H123ZM127 37H128V35H126L124 38L121 37V39L124 40V39H126ZM129 37H130V36H129ZM129 37H128V38H129ZM140 37H141V36H140ZM144 37H145V34H144ZM156 37H157V36H156ZM156 37H154V38H156ZM187 37H188V36H187ZM187 37H186V38H187ZM210 37H211V36H210ZM224 37H225V36H224ZM243 37H244V36H243ZM255 37H256V36H255ZM263 37H264V36H263ZM19 38H20V37H19ZM75 38H76V37H74V39H75ZM80 38H82V39H80ZM105 38H104V39L101 38L102 41L104 40V41H103L104 44H106V43H107L108 45H109V44H112L111 41H109V40H105ZM131 38H132V36H131ZM134 38H136V36H135ZM148 38H150V35H148ZM189 38H192V36H191V37H188V39H189ZM194 38L197 39L198 37H197V38H196V37H193V40H194ZM206 38H207V36H206ZM206 38H205V39H206ZM208 38H209V37H208ZM256 38H257V37H256ZM258 38H260V36H258ZM6 39H7V38H6ZM8 39H9V37H8ZM16 39H17V38H16ZM20 39H21V38H20ZM61 39H62V38H61ZM76 39H77V38H76ZM78 39H77V41H79ZM90 39H91V38H90ZM92 39H94V38H92ZM92 39H91V40H88V42L93 41ZM99 39H100V38H99ZM106 39H107V38H106ZM117 39H119V37H118ZM117 39H116V40H117ZM121 39H119V42H118V43L122 42V45L118 46V45H119L118 43H113V44H112V45L115 44V46H116V49H115V50H116V51H117V46H118L119 50H120V47L122 46L120 52H116V55H117V53L120 54V56H119L120 59H121L122 56L124 57V55H123V54H125L124 47H125V50H126V51H127V50L129 51V50H130V51H133L134 53H136V52L138 51L137 48H136V50H137L136 52H135L134 49H133V50L129 49L131 46L129 47L128 44H127V45H124V44H123V41H122ZM170 39H171V38H170ZM237 39H238V38H237ZM237 39H236V40H237ZM11 40H12V39H11ZM23 40H24V39H23ZM23 40H22V41H23ZM101 40H100V41H101ZM129 40H130V39H129ZM134 40H135V39H134ZM141 40H142V39H141ZM141 40L139 39V40H137V41L140 42ZM145 40H146V39H145ZM150 40H151V39H150ZM193 40H192V41H193ZM203 40H204V39H203ZM203 40H202L201 42H204ZM207 40H208V39L205 40V44L208 42ZM239 40H240V39H239ZM239 40H237V41H239ZM263 40H264V39H263ZM6 41H7V40H6ZM22 41H21V42H22ZM102 41L99 42V43H102ZM105 41H106V42H105ZM108 41H109L110 43H108ZM117 41H118V40H117ZM124 41L126 42L127 40H124ZM131 41H132V40H131ZM151 41H152V40H151ZM155 41H157V40L155 39ZM168 41H169V39H168ZM178 41H179V40H178ZM192 41H191V42H192ZM197 41H195V42H197ZM206 41H207V42H206ZM252 41H253V40H252ZM258 41H259V39H258ZM260 41H261V40H260ZM9 42H10V40H9ZM24 42L26 43V41H24ZM142 42H143V41H141L140 44H142ZM148 42H149V40L146 41V43H148ZM158 42H159V41H158ZM185 42H186V41H185ZM187 42H189V40H188ZM212 42H213V40H212ZM243 42H244V41H243ZM0 43H2V42L0 41ZM16 43H18V41H16ZM63 43H64V42H63ZM79 43H82L81 45H83V40L80 41ZM79 43H75V44H79ZM85 43H87V42H85ZM85 43H84V44H85ZM90 43H91V42H90ZM97 43H98V42H97ZM129 43H130V42H129ZM132 43H133V41H132ZM159 43H161V42H159ZM189 43H190V42H189ZM240 43H242V42H240ZM4 44H6V46L9 45V44L7 45V43H4ZM104 44L102 43V45H100V44H98V45L103 46ZM116 44H117V45H116ZM120 44H121V43H120ZM133 44H134V43H133ZM140 44H139V46H140ZM143 44H144V42H143ZM143 44H142V45H143ZM193 44H194V43H193ZM198 44H199V45H198ZM200 44H201L200 42H199V43H195V44H194V47L196 48V46L198 45L196 49H198V48L200 49V47H199V46H201ZM208 44H211L212 46L214 45V44H212V43H210V42H208ZM253 44H254V43H253ZM253 44H252V45H253ZM256 44H257V43H256ZM0 45H1V44H0ZM2 45H3V44H2ZM18 45H22V44H18ZM87 45H88V43L86 44V47H87V48L85 47V50L89 51ZM89 45H90V44H89ZM108 45H107V46H108ZM123 45H124V47H123ZM135 45H137V44H135ZM146 45H147V44H145V45H143V46L146 47ZM149 45H150V44H149ZM149 45H148V46H149ZM153 45H154V44H153ZM188 45H189V44H188ZM211 45H210V47H211ZM261 45H262V44H261ZM4 46H5V45H4ZM6 46H5V48H6ZM12 46H13V45H12ZM75 46H77L76 51H77V50H80L79 48H81V47H79V45H75ZM84 46H85V45H84ZM94 46H95V45H94ZM94 46H93V47H94ZM104 46H105V45H104ZM104 46H103V47H104ZM107 46H106V47H107ZM110 46H111V45H110ZM115 46H114V47H115ZM127 46L129 47L128 49H126ZM133 46H134V45H133ZM133 46H132V47H133ZM143 46H142V47H143ZM154 46H156V45H154ZM160 46H163V45L161 44ZM202 46H203V44H202ZM207 46H209V45H207ZM207 46H206V47H207ZM16 47H17V44H16ZM20 47H21V46H20ZM23 47H25V46H23ZM23 47H21V48L23 49ZM68 47H69V45H68ZM71 47H72V46H71ZM112 47H113V46H112ZM114 47H113V49H114ZM137 47H138V46H137ZM142 47H140L141 50L139 49V51H143V50H144V49L142 50ZM163 47H164V46H163ZM188 47L191 48L190 46H188ZM194 47H192V49H193ZM204 47H205V46H204ZM204 47H203V48H204ZM215 47H216V45H215ZM217 47H218V46H217ZM220 47H221V46H220ZM249 47H250V46H249ZM253 47H254V46H253ZM258 47H259V46H258ZM8 48H9V49H8ZM14 48H15V47H14ZM89 48H90V46H89ZM101 48H102V47H101ZM109 48H110V47H109ZM109 48L107 47V50H108ZM149 48H150V46H149ZM186 48H187V47H186ZM203 48H202V50H203L204 53H203V54L200 53V52H199V53L202 54V56H205V57L203 58L201 55H199V57L201 56V57H202V60H205V58H206V56H207L205 53H207L208 50L206 49L207 51H205V49H203ZM256 48H257V47H256ZM256 48H255V49H256ZM6 49L9 50V52L7 51V53L10 54V52H11V48L8 46ZM81 49H82V48H81ZM93 49H94V48H93ZM99 49H100V47H99ZM99 49H98V50H99ZM111 49H112V48H111ZM122 49H123V50H122ZM147 49H148V48H147ZM153 49H154V47L152 48V50H153ZM156 49H158V48L156 47ZM163 49H165V48H163ZM187 49H188V48H187ZM209 49H210V48H209ZM211 49H212V47H211ZM239 49H241V47H240ZM243 49H244V48H243ZM253 49H254V48H253ZM0 50H1V52H3V51H2V50H3V47H2V46L0 47ZM90 50H91V48H90ZM95 50H96V49H95ZM100 50H101V49H100ZM103 50H105V49H102V50H101V51H102L101 56H102V54H103ZM119 50H118V51H119ZM194 50H195V49H194ZM194 50H192V52H194V53H195V51H198V50H195V51H194ZM213 50H215V48H214ZM216 50H217V49H216ZM216 50H215V51H216ZM219 50H220V49H219ZM5 51H6V50H4V52H5ZM21 51H22V50H21ZM72 51H73V50H72ZM81 51H82V50H81ZM101 51H100V52H101ZM121 51H123L124 53L122 54ZM147 51H148V50H147ZM147 51H146V52H147ZM154 51H155V50H154ZM186 51H189V50H186ZM209 51L211 52V50H209ZM209 51H208V53H209ZM1 52H0L1 57L3 56V58H5L7 54L5 55V54H2ZM16 52H17V51H16ZM77 52H78V54H79V51H77ZM92 52H93V51H92ZM98 52H99V51H98ZM100 52H99V54H100ZM105 52H106V51H105ZM133 52H131V54H132V55H135ZM149 52H150V51H149ZM151 52H152V51H151ZM155 52H156V51H155ZM222 52H223V51H222ZM256 52H257V51H256ZM5 53H6V52H5ZM12 53H13V52H12ZM22 53H23V51H22ZM87 53H90V52H87ZM109 53H113V52H110V51H109ZM212 53H213V55L215 54L214 52H212ZM212 53H209V55L212 54ZM217 53H218V55H219V51H217ZM20 54H21V53H20ZM76 54H77V53H76ZM96 54H97V53H96ZM106 54H107V53H106ZM121 54H122V55H121ZM128 54H130V52H129ZM131 54H130V56L128 55V58H127V55H125V57H126L125 59H126V60L129 59V60H131V61H132V60L134 61L135 58H134V59H131ZM140 54H141V53H140ZM140 54H139V56H138V57L140 58V60H138V58H137V60H135L136 63L134 62L135 66H132V65H133V62H129V63H128L129 65L126 64L127 62L125 63L126 65H128L129 68H131V66H132V68H131L132 71H129V70H128V72H130V74H132L133 76H134V74L136 73V70H135L136 67H138V66H137V61L142 62V63H140V64H143V65H140V66H139L140 68L138 67V68L140 69V71H139V69L137 68V69H138V71H137V75H138V76H141V73L143 74V72H144V68L142 69L141 67L144 66V63L146 64L147 61H148V60H147V61L144 60L145 62H144L143 60L141 61V58H142V57H140V56H141ZM148 54H149V53H148ZM153 54H154V55H153ZM176 54H177V53H176ZM186 54H187V53H186ZM196 54H197V53H195V55H196ZM204 54H205V55H204ZM4 55H5V57H4ZM16 55L18 56V54H16ZM16 55H14V56H16ZM83 55L85 56V54H83ZM94 55H95V54H94ZM136 55H137V54H136ZM142 55H144V52H143ZM146 55H147V54H146ZM146 55H145V56H146ZM150 55H151V54H150ZM155 55H156V56H159L158 53H157V54L152 53V57L149 56V58H152V59H153V57H154ZM177 55H178V54H177ZM195 55H192V53H191V57H193V56H195ZM216 55H217V54H215V57H216ZM8 56H9V55H8ZM8 56H7L8 59L5 58V63H4V62H0V68H1V66H2L1 63H3V65L5 64L6 66H7L8 64L10 65V64L12 63V62L10 63V61H11L10 59H11V58H9V57H12V56H9V57H8ZM76 56H77V55H76ZM79 56H81V55H79ZM91 56H92V55H91ZM91 56L89 57L90 59H91ZM98 56H99V55H98ZM114 56H115V51H114ZM145 56H143V57H145ZM147 56H148V55H147ZM147 56H146V58H147ZM173 56H174V55H173ZM188 56L190 57L189 54H188ZM188 56H187V57H188ZM210 56H211V55H210ZM210 56H209V57H210ZM257 56H258V55H257ZM1 57H0V60L3 61V59H2ZM77 57H78V56H77ZM85 57H86V56H85ZM104 57H106V56L104 55ZM104 57H103V58H104ZM108 57L112 58V55H111V56L108 55ZM108 57L106 58L107 61H108ZM119 57H118V55H117V57H114V58H113L114 61L119 60V59H118ZM132 57H133V56H132ZM135 57H136V56H135ZM13 58H15V57H12V61H13ZM149 58H148V59H149ZM155 58H159V57H155ZM162 58H163V57H162ZM162 58L160 57L161 60H162ZM176 58H177V57H176ZM182 58H183V57H182ZM193 58H194V57H193ZM193 58H191V59H193ZM197 58H198V56H197ZM218 58H219V56H218ZM15 59H16V58H15ZM78 59H79V58H78ZM83 59H84V58H83ZM86 59H87V61H88V58H86ZM98 59H99V60H100V59L102 60V57L99 56ZM115 59H116V60H115ZM123 59H124V58H123ZM125 59H124V60H125ZM143 59H144V58H143ZM152 59H151V60H152ZM216 59H217V58H216ZM6 60H7V61L10 60V61H9L8 63H6V62H7ZM109 60H110V62L112 61L111 59H109ZM151 60H150V62H152ZM153 60H154V59H153ZM156 60H159V59H156ZM161 60H160V61H161ZM198 60L200 61L201 58L198 59ZM198 60H197V61H198ZM14 61H15V60H14ZM85 61H86V60H85ZM87 61H86V62H87ZM92 61H94V60H92ZM103 61H105V60H102V61H100V62L102 63ZM165 61H166V60H165ZM187 61L190 62V60H188V59H187ZM197 61H196L195 63H197ZM199 61H198V62H199ZM207 61H208V60H207ZM215 61H216V60L214 59L213 64L216 63ZM81 62H82V61H81ZM96 62H97V61H96ZM98 62H99V61H98ZM98 62H97L96 64H97V65H101V63L99 64ZM118 62H119V61H118ZM123 62H125V61H123ZM139 62H138V63H139ZM148 62H149V61H148ZM150 62H149V65L151 66V64H152L153 62H152V63H150ZM175 62H176V59H175ZM177 62H178V61H177ZM208 62H209V61H208ZM208 62H207V63H208ZM217 62H218V61H217ZM13 63H14V62H13ZM13 63H12V64H13ZM15 63H17V62H15ZM15 63H14V64H15ZM107 63H109V62H107ZM112 63H113V61H112ZM114 63H115V62H114ZM114 63H113L112 65H114ZM120 63L123 64L122 61L120 60V62L117 63L116 65H118V64H120ZM157 63H159V62H156V66H157ZM172 63H173V62H172ZM207 63H206V64H207ZM209 63H210V62H209ZM209 63H208V64H209ZM14 64H13V66H14ZM81 64H83V63H80V65H81ZM88 64H89V63H88ZM88 64H86V65H88ZM91 64H92V63L90 62V65H91ZM110 64H111V63H110ZM121 64H120V68H119V69H121V66H122ZM153 64H154V63H153ZM160 64H161V63H160ZM169 64H170V63H169ZM169 64H168V66H169ZM192 64H193V62H192ZM92 65H94V63H93ZM104 65H106L105 62H103V65H101V67H100V66H99V67L102 69V68L105 67ZM107 65H108V64H107ZM123 65H124V64H123ZM126 65H125V68H128ZM146 65H148V63H147ZM146 65H145V66H146ZM162 65H163V66H166L167 63H166L165 65H164V63L161 64V69H163V68H162V67H163ZM190 65H191V64H190ZM190 65H189V66H190ZM200 65H203V63L200 64ZM81 66H82V65H81ZM102 66H104V67H102ZM195 66H196V65H195ZM198 66H199V65H198ZM7 67H9V66H7ZM7 67H5V68H7ZM10 67H11V66H10ZM92 67H93V66H92ZM99 67H98V69H99ZM110 67H111V68H108V69H110L111 71H112V69H116V68H115V65H114V68H112L111 65H110ZM118 67H119V66H118ZM133 67H135V68L133 69ZM146 67H147V66H146ZM146 67H145V68H146ZM154 67H155V66H154ZM169 67H170V66H169ZM179 67H180V66H179ZM84 68H85V67H84ZM86 68H87V67H86ZM88 68H89L88 70H89V72H90L91 70H90L89 65H88ZM122 68H123V67H122ZM148 68H149V66H148ZM157 68H158V66H157ZM159 68H160V67H159ZM164 68H165V67H164ZM193 68H194V67H192V69H191V68H190V69L193 70ZM11 69H12V68H11ZM15 69H16V68H15ZM15 69H14V70H15ZM91 69H92V68H91ZM101 69H99V70H101ZM106 69H107V67H106ZM106 69H105V70H106ZM141 69H142L143 72L141 71ZM155 69H156V67H155ZM166 69H168V68H166ZM166 69H165V71H168V70H169V69H168V70H166ZM179 69H180V68H179ZM0 70H1V69H0ZM6 70L8 71V69H5V71H6ZM83 70H84V69H83ZM94 70H95V69H94ZM96 70H97V68H96ZM99 70H98V71H99ZM102 70H103V69H102ZM122 70L124 71L125 69H122ZM122 70H121V74H123ZM126 70H127V69H126ZM133 70H134V72H133ZM145 70H147V68H146ZM149 70L151 71V69H149ZM153 70H154V69H153ZM153 70H152V71H153ZM172 70H173V69H172ZM191 70H190V73H191ZM198 70H199V67H198ZM9 71H10V70H9ZM86 71H87V69H86ZM107 71H108V70H107ZM157 71H158V70H154V71H153V74H154V72L156 73ZM162 71H163V70H162ZM177 71H178V70H177ZM2 72H3V71H0V73H2ZM11 72H12V70H11ZM15 72H16V71H15ZM87 72H88V71H87ZM92 72H94V71L92 70ZM99 72L101 73V71H99ZM103 72H104V71H103ZM115 72H116V71H115ZM124 72H125V71H124ZM131 72H132V73H131ZM139 72H140V75H139ZM146 72L148 73V71H146ZM146 72H145L144 76L146 75V77H148ZM171 72H172V71H171ZM217 72H219V71H217ZM83 73H84V72H83ZM94 73H95V72H94ZM97 73H98V72H97ZM107 73H108V72H107ZM117 73H118V70H117ZM162 73H163V72H162ZM190 73H189V74H190ZM194 73H195V72H194ZM194 73H193V74H194ZM198 73H199V72H198ZM206 73H207V72H206ZM213 73H214V72H213ZM220 73H221V72H220ZM6 74H7V73H6ZM11 74H12V73H11ZM13 74H14V73H13ZM95 74H96V73H95ZM105 74H106V73H105ZM114 74H115V73H113V75H114ZM125 74H126V72L124 73V75H125ZM127 74H128V73H127ZM130 74H129V75H130ZM153 74H152V77H153ZM156 74H157V73H156ZM158 74L160 75V74H161V71H160ZM0 75H1V74H0ZM2 75H4V73H3ZM85 75H86V73H85ZM100 75H101V74H100ZM100 75H99V77H100ZM129 75H127V76H129ZM135 75H136V74H135ZM164 75H166V73H165V74L163 73V77H164ZM174 75H175V73H174ZM5 76H6V75H5ZM8 76H11V75H8ZM15 76H17V75H15ZM87 76H88V75H87ZM87 76H86V77H87ZM89 76H90V75H89ZM103 76H104V75H103ZM103 76H101L102 79L105 78V80H106V79H107V75H106V77H105V76L103 77ZM109 76H110V75H109ZM114 76H115V75H114ZM114 76H113V78L110 77L111 80H110V78L108 77V79H107L106 81L108 82V80H110V81L108 82L109 84L105 81L108 85L105 83L106 86H104V87H105L106 89L102 88V89H104V90H106V91H110L109 93H111L112 90H116V89H118V87H116V85L113 84V83H114V82L116 83V80L118 79V78L116 79V77L119 76V75L117 74L115 77H114ZM122 76H123V75H122ZM130 76H131V75H130ZM130 76H129V77H130ZM133 76H131V79H127V80H131V81H133L132 79H134V82H133V83H131L130 81L127 83V81L124 79V81L126 82V84H128V86L126 85L128 88H130L131 86H133V85H131V84L136 83V82H135L136 79H135ZM156 76H157V75H155L154 78H155ZM171 76H172V75H171ZM177 76H178V75H177ZM180 76H181V75H180ZM189 76L191 77L192 75H189ZM215 76H216V75H215ZM219 76H220V75H219ZM11 77H13V75H12ZM11 77H10V78H11ZM90 77H91V76H90ZM149 77H150V76H149ZM152 77H150L149 79L146 78V80L149 81ZM161 77H162V76H161ZM15 78H16V77H15ZM91 78H92V77H91ZM97 78H98V77H97ZM114 78H115V81L112 83V81L114 80ZM123 78H125V76H124ZM138 78H140V77H138ZM138 78H137V79H138ZM141 78H142V77H141ZM157 78H158V76H157ZM159 78H160V77H159ZM171 78H172V77H171ZM175 78H176V76H175ZM178 78H179V77H178ZM195 78H196V76H195ZM195 78H194V79H195ZM7 79H9V78H7ZM7 79H5V80H7ZM17 79H18V76H17ZM88 79H89V78H88ZM100 79H101V78H100ZM100 79L98 78L97 80L99 81ZM152 79H153V78H152ZM179 79H180V78H179ZM215 79H216V78H215ZM3 80H4V79H3ZM21 80H22V79H21ZM144 80H145V78H144ZM155 80H156V78H155ZM169 80H170V78H169ZM195 80H196V79H195ZM216 80H218V79H216ZM0 81H1V80H0ZM15 81H16V80H15ZM15 81H14V82H15ZM89 81H91V80H89ZM117 81H118V80H117ZM119 81H120V80H119ZM122 81H123V80H122ZM138 81H139V82H143V83L146 82L145 84L147 85V81H145V82H144L143 80H142V81H141V80H138ZM151 81H152V80H151ZM153 81H154V80H153ZM161 81H162V78H161ZM163 81H164V80H163ZM163 81H162V82H163ZM170 81H171V80H170ZM172 81H174V80H172ZM178 81H179V80H178ZM214 81H215V80H214ZM1 82H2V81H1ZM4 82H5V81H4ZM19 82H21V81H18V83H19ZM100 82H101V83H100V85H101L102 82H103V80L100 81ZM154 82H155V81H154ZM191 82H192V81H191ZM193 82H194V81H193ZM18 83H17V84H18ZM22 83H24V82H22ZM94 83H95V82H94ZM96 83H98V82L96 81ZM117 83H118V82H117ZM117 83H116V84H117ZM130 83H131V84H130ZM137 83H138V82H137ZM143 83H141L142 86L145 85V84L143 85ZM148 83H150V82H148ZM151 83H152V82H151ZM157 83L159 84L158 81H157ZM163 83H164V82H163ZM163 83H162V84H163ZM165 83H166V81H165ZM165 83H164V84H165ZM167 83L169 84L168 81H167ZM167 83H166V84H167ZM15 84H16V83H15ZM19 84H20V83H19ZM98 84H99V83H98ZM110 84H111V86L115 85V88L109 86ZM121 84H125V83H121V82H120V83L117 84V86H118V85L120 86ZM138 84H139V83H138ZM158 84H157V86H158ZM162 84H160V87H161V88H162V86H161ZM179 84H180V83H179ZM182 84H184V83H182ZM212 84H213V83H212ZM212 84H211V85H212ZM0 85L2 86L1 83H0ZM3 85H4V84H3ZM5 85H6V84H5ZM102 85H103V84H102ZM135 85L137 86V84H135ZM149 85H150V84H149ZM153 85H155V84H153ZM211 85H210V86H211ZM214 85H215V84H214ZM216 85H217V84H216ZM13 86H14V85H12V91L14 90V88H16V87L13 88ZM21 86H22V85H21ZM107 86L109 87L110 90H107ZM123 86H124V85H123ZM151 86H152V85H150V87H151ZM170 86H171V85H170ZM191 86H193V85L191 84ZM194 86H195V85H194ZM194 86H193V87H194ZM210 86H209V87H210ZM212 86H213V85H212ZM2 87H3V86H2ZM4 87H5V86H4ZM4 87H3V88H4ZM8 87H9V89L5 88V89H7V90H5V95H6V92H8V90H9V91L11 90V88H10L11 86L8 85ZM127 87H126L125 91L127 90ZM17 88H18V86H17ZM23 88H24V87H23ZM111 88H112V89H111ZM121 88H122V87H119L118 92L120 91ZM1 89H2V88H1ZM1 89H0V91H1ZM123 89H124V87H123ZM136 89H137V87H136ZM140 89H141V87H140ZM140 89H139V90H140ZM143 89H144V88H142V91L144 92ZM153 89H154V88H153V86H152V90H153ZM157 89H158V88H157ZM162 89H164V88H162ZM162 89H161L160 91H162ZM190 89H191V88H190ZM192 89H193V88H192ZM194 89H195V87H194ZM210 89H211V88H210ZM2 90H3V89H2ZM130 90H131V89H130ZM149 90L151 91V89H149ZM149 90H148V89H145V91H149ZM186 90H187V89H186ZM196 90H197V89H195V91H196ZM12 91H11V92H12ZM14 91H16V90H14ZM14 91H13V92H14ZM18 91H19V90H18ZM106 91H105V92H106ZM121 91H123V90H121ZM121 91H120V92H121ZM133 91H134V89H133ZM136 91H137V90H136ZM142 91H140V92L143 94ZM150 91H149V92H150ZM156 91H159V90H156ZM195 91H193V93H196ZM13 92H12V93H13ZM127 92H128L129 95H130L132 91L129 92V89H128ZM153 92H154V91H153ZM113 93L115 94V93H117V92L114 91ZM113 93H112V96H113ZM121 93H122V92H121ZM128 93H126V94H128ZM137 93H139V91H138ZM157 93H158V92H157ZM159 93H160V92H159ZM159 93H158V94H159ZM0 94H1V93H0ZM2 94H3V92H2ZM9 94H10V93H9ZM16 94H17V93L15 92V95H16ZM18 94H19V92H18ZM104 94H106V93H104ZM118 94H119V93H118ZM133 94H134V93H133ZM133 94H131V95H133ZM145 94H146V92H145ZM150 94H152V93H150ZM150 94H149V96H150ZM3 95H4V94H3ZM106 95H108V94H106ZM129 95H128V96H129ZM134 95H135V94H134ZM191 95H192V94H191ZM6 96H7V95H6ZM6 96H5V97H6ZM116 96H117V95H116ZM116 96H115V98H116ZM128 96H125V94H124V96H122V97H124V98H122V99L125 100V98H127ZM142 96H143V95H140V97H142ZM152 96H153V95H152ZM160 96H161V95H160ZM162 96H163V95H162ZM166 96H167V95H166ZM203 96H204V95H203ZM16 97H18V96L16 95ZM106 97H107V96H106ZM117 97H118V96H117ZM119 97H120V96H119ZM135 97H136V98L138 97V103H139V100H141V102H142V101H144V100L146 99V98H145V95L143 96V97L145 98L144 100L139 99V96H135ZM146 97H147V95H146ZM150 97H151V96H150ZM150 97H149V98H150ZM158 97H159V96H158ZM192 97H194V96H192ZM13 98H15V96H14ZM108 98H109V97H108ZM115 98H114V99H115ZM128 98L130 99V96H129ZM151 98H153V97H151ZM155 98H156V97H155ZM161 98H162V97H161ZM189 98H190V96H189ZM1 99H3V101H4V97H1ZM110 99L113 100L112 98H110ZM110 99H109V100H110ZM153 99H154V98H153ZM153 99H152V102H153ZM156 99H157V98H156ZM158 99H159V98H158ZM198 99H199V98H198ZM5 100H6V99H5ZM13 100H15V99H12V101H13ZM149 100H150V99H149ZM199 100H200V99H199ZM249 100H250V99H249ZM1 101H2V100H1ZM114 101H115V100H114ZM114 101H113V102H114ZM120 101H121V99H120ZM146 101H147V99H146ZM161 101H162V100H161ZM161 101H160V103H161ZM164 101H165V99H164ZM194 101H195V99H194ZM200 101H202V100H200ZM205 101H206V100H205ZM10 102H11V101H10ZM110 102H111V101H110ZM118 102H119V100H118ZM121 102H122V101H121ZM124 102H125V101H124ZM135 102H136V101H135ZM135 102H134V104H135ZM141 102L139 103L140 106L144 104V103L141 104ZM144 102H145V101H144ZM162 102H163V101H162ZM208 102H209V101H208ZM2 103L4 104V102H1V104H2ZM122 103H123V102H122ZM127 103H128V101H127ZM129 103H130V100H129ZM129 103H128V104H129ZM146 103H147V102H146ZM146 103H145V104H146ZM148 103H149V102H148ZM157 103H158V102H157ZM157 103H155V104H157ZM166 103H167V102H166ZM199 103H200V102H199ZM202 103H203V102H202ZM13 104H14V103H13ZM130 104H132V103H130ZM130 104H129V105H130ZM134 104H133V106H137V105H138L137 103H136L137 105H134ZM203 104H204V103H203ZM205 104H206V103H205ZM146 105H147V104H146ZM158 105H159V104H158ZM164 105H165V104H164ZM198 105H199V104H197V106H198ZM0 106H1V105H0ZM8 106H9V105H8ZM10 106L12 107V105H10ZM116 106H117V105H116ZM130 106H131V105H130ZM130 106H129V107H125V108H130ZM138 106H139V105H138ZM143 106H144V105H143ZM149 106H150V105H149ZM151 106H152V105H151ZM5 107H6V106H5ZM121 107H123V105H121ZM147 107H148V106H146V107H144V108H147ZM156 107H157V106H156ZM159 107H160V106H159ZM201 107H202V106H201ZM212 107H213V106H211V108H212ZM0 108H1V107H0ZM114 108H115V107H114ZM118 108H119V107H118ZM144 108H143V109H144ZM154 108H155V107H154ZM160 108H162V107H160ZM160 108H159V109H160ZM197 108H198V107H197ZM9 109H10V108H9ZM122 109H123V108H122ZM131 109H132V108H131ZM135 109H137V108H135ZM138 109L141 110L142 108L140 109V107H139ZM138 109H137V110H138ZM143 109H142V110H143ZM147 109H149V108H147ZM175 109H176V108H175ZM177 109H178V108H177ZM128 110L130 111V109H127V111H128ZM139 110H138V112H139ZM156 110H157V108H156ZM164 110H165V109H164ZM198 110H199V108H198ZM200 110H202V109H200ZM203 110H204V109H203ZM209 110H210V107H209ZM9 111H10V110H9ZM131 111H135V110H131ZM143 111L148 112L149 110H143ZM150 111H151V110H150ZM207 111H208V110H207ZM213 111L215 112L214 109H213ZM1 112H2V111H1ZM10 112H11V111H10ZM10 112H9V113H10ZM156 112H157V111H156ZM165 112L167 113L168 111H165ZM204 112H205V111H204ZM209 112H210V111H209ZM127 113H128V112H127ZM140 113H141L140 116H142V115L144 114L142 111H141ZM142 113H143V114H142ZM148 113H149V112H148ZM151 113H152V112H151ZM158 113H159V110H158L157 114H158ZM132 114H135V113H132ZM146 114H147V113H146ZM149 114H150V113H149ZM161 114H162V113H161ZM167 114H168V113H167ZM127 115H128V114H127ZM130 115H131V114H130ZM135 115H137V114H135ZM147 115H148V114H147ZM133 116H134V115H133ZM133 116H132V117H133ZM140 116H139V117H140ZM144 116H145V114H144ZM159 116H160V115H159ZM159 116H158V117H159ZM165 116H166V115H165ZM180 116H181V115H180ZM134 117H136V116H134ZM139 117H138V118H139ZM168 117H169V114H168V116L166 117V118H167L166 121H169V120H168ZM136 118H137V117H136ZM141 118H142V117H141ZM145 118H147V117H145ZM152 118H153V117H152ZM159 118H160V117H159ZM163 118H164V117H163ZM176 118H177V113H176ZM179 118H180V117H179ZM199 118H200V117H199ZM201 118H202V117H201ZM127 119H128V118H127ZM127 119H126V121H127ZM129 119H131L130 116H129ZM142 119H144V118H142ZM149 119L151 120V122H153L151 118H149ZM149 119H148V120H149ZM169 119H170V118H169ZM172 119H173V118H172ZM146 120H147V119H146ZM146 120H145V121H146ZM153 120L155 121V119H153ZM156 121H157V120H156ZM176 121H177V119H176ZM182 121H183V120H182ZM182 121H181V122H182ZM127 122H128V121H127ZM138 122H139V119H138ZM142 122H143V121H142ZM142 122H141V123H142ZM151 122H149V123H151ZM4 123H5V122H4ZM6 123H7V122H6ZM130 123L132 124V123H134V122H131V121H130ZM141 123H140V124H141ZM149 123H148V124H149ZM168 123H170V122H168ZM125 124H126V123H125ZM125 124H123V126H124ZM134 124H136V123H134ZM146 124H147V123H146ZM146 124H145V125H146ZM153 124H154V123H153ZM171 124H172V123H171ZM2 125H3V124H2ZM5 125H6V124H5ZM129 125H130V124H129ZM150 125H151V126H149V125H147V126H149V128L151 127V129L154 128V126H155V124H154V126H153L152 124H150ZM167 125H168V124H167ZM169 125H170V124H169ZM169 125H168V126H169ZM174 125H175V124H174ZM127 126H128V125H127ZM134 126H135V125H134ZM134 126L132 127V129H134ZM140 126H141V125H140ZM147 126H146V128H147ZM157 126H158V125H156L155 127L157 128ZM4 127H5V126L3 125V128L1 129L2 131L6 128V127H5V128H4ZM136 127L138 128V125H136ZM136 127H135L134 130L137 129ZM142 127H143V126H142ZM164 127H165V126H164ZM127 128H128V127H127ZM139 128H140V127H139ZM139 128H138V129H139ZM149 128H148V129H149ZM167 128H168V127H167ZM154 129H155V128H154ZM154 129H152V131H153ZM174 129H175V128H174ZM155 130H156V129H155ZM158 130H160V128H159ZM130 131H131V130H130ZM144 131H145V130H144ZM148 131H149V130H148ZM160 131H161V130H160ZM163 131H164V130H163ZM3 132H4V131H3ZM3 132H1V133H3ZM7 132H8V131H7ZM140 132H141V131H139V135H140ZM155 132H156V131H155ZM164 132H166V133L168 134L167 130L164 131ZM174 133H175V132H174ZM135 134H136V133H135ZM141 134H142V133H141ZM143 134H144V133H143ZM145 134H146V132H145ZM159 134H161V132H160ZM164 134H165V133H164ZM2 135H3V134H2ZM130 135H131V134H130ZM137 135H138V134H136L135 136L137 137ZM139 135H138V136H139ZM146 135H147V134H146ZM156 135H158V134L155 133V136H156ZM147 136H148L147 140H149V134H148ZM161 136H162V135H161ZM161 136H160V138H161ZM170 136H171V134H170ZM195 136H196V135H195ZM129 137H130V136H129ZM157 137H159V136H157ZM197 137H198V135H197ZM2 138H3V137H2ZM151 138H152V136H151ZM151 138H150L151 141L149 140V142H152V143H150L151 146H152V144H153V148H157L159 145H158V144H155L156 141H155L154 138H153V139H154L155 142H153V140H152ZM176 138H178V137H176ZM179 138H180V137H179ZM170 139H171V138H170ZM196 139H197V138H196ZM196 139H194V141H192L193 144H195V140H196ZM204 139H205V138H204ZM130 140L132 141V136H131ZM136 140H137V139H136ZM141 140H142V139H140V142H141ZM145 140H146V139H145ZM164 140H165V139H164ZM178 140H179V139H178ZM178 140H176V141H178ZM207 140H208V139H207ZM1 141H2V140H1ZM138 141H139V140H138ZM165 141L168 142L167 140H165ZM205 141H206V140H205ZM145 142H146V141H145ZM158 142H159V141H158ZM162 142H163V141H162ZM135 143H136V142H135ZM156 143H157V142H156ZM159 143H160V142H159ZM179 143H180V142H179ZM137 144H138V142H137ZM154 144H155V145H154ZM156 145H158V146H157V147H154V146H156ZM160 145H161V144H160ZM166 145H167V144H166ZM172 145H173V144H172ZM177 145H178V144H177ZM185 145H186V144H185ZM195 145H196V144H195ZM139 146H140V145H139ZM151 146H150V147H151ZM161 146H162V145H161ZM175 146H176V145H175ZM146 147H149V145L146 146ZM164 147H165V146H164ZM167 147H168V146H167ZM171 147H172V146H171ZM185 147H186V146H185ZM193 147H194V145H193ZM140 148H141V146H140ZM144 148H145V145H144ZM158 148H159V147H158ZM158 148H157V149H158ZM160 148L164 150V148H162V147H160ZM160 148H159V150L161 151ZM178 148H179V147H178ZM148 149H149V148H148ZM168 149H170V148L168 147ZM176 149H177V147H176ZM179 149H180V148H179ZM159 150H157V151L159 152ZM147 151H148V150H147ZM154 151L157 152L156 149H155ZM172 151H173V150H172ZM175 151H176V150H175V147H174V152H175ZM184 151H185V150H184ZM151 152H152V149H151ZM162 152H163V151H161V153H158V154H159L158 156H160L161 154L163 155L164 153H166L165 151H164L163 153H162ZM176 152H177V151H176ZM179 152H180V151H179ZM143 153H144V151H143ZM148 153H150V149H149ZM145 154H146V153H145ZM148 155H149V154H148ZM153 155H154V154H153ZM153 155H152L151 158L154 157ZM165 155H166V154H164V157L160 156V160L163 159V158H167V157L169 158V156L166 157ZM144 156H145V155H144ZM171 156H172V155H171ZM146 157H147V159H148V156H147V155H146ZM149 157H150V156H149ZM172 157H173V156H172ZM213 157H214V156H213ZM154 158H156V157H154ZM154 158H153V159H154ZM157 158H158V157H157ZM174 158H176V157H174ZM149 159H150V158H149ZM155 160H156V159H154L153 161H155ZM163 160H164V159H163ZM163 160H162V162L164 163ZM176 160H177V159H176ZM158 161H159V160H158ZM167 161H168V160H166L165 163H166ZM170 161H171V159L169 158V161H168V162H170ZM173 161H174V160H173ZM173 161H171V162H173ZM160 162H161V161H160ZM162 162H161V163H162ZM171 162H170V163H171ZM182 162H183V161H182ZM182 162H181V163H182ZM188 162H189V160L187 159V163H188ZM190 162H191V161H190ZM154 163H155V162H154ZM157 163H158V162H157ZM157 163H156V165H157ZM165 163H164V165H165ZM178 163H179V162H178ZM178 163H177V164H178ZM193 163H194V162H193ZM166 164H168V163H166ZM183 164H184V165H187V164H185V162H183ZM190 164H191V163H190ZM158 165H159V164H158ZM158 165H157V166H158ZM166 166H167V165H166ZM166 166H164V167H166ZM172 166H173V164H172ZM176 166H177V165H176ZM189 166H190V165H189ZM158 167H159V166H158ZM169 167H170V166H169ZM192 167H194V166L192 165ZM160 168H161V167H160ZM166 168H167V167H166ZM184 168H186V166H185ZM189 168H190V169H193V168H191V167H189ZM169 169H170V168H169ZM176 169H177V167H176ZM180 169H181V167H180ZM198 169H199V168H198ZM166 170H167V169H166ZM174 170H175V169H174ZM178 170H179V168H178ZM178 170H177V171H178ZM184 170H185V169H184ZM194 170H195V169H194ZM187 171H188V170H187ZM187 171L185 170V172H187ZM195 171H196V170H195ZM167 172H168V171H167ZM175 172H176V171H175ZM192 172H193V171H192ZM181 173H182V172H181ZM191 174H192V173H191ZM193 174H194V172H193ZM193 174L190 175V171H189L188 174H186V175H188L187 177L190 178V179H188V180H189L188 183H190V184H191L192 182H194V179H195V174H194V175H193ZM166 175H167V174H166ZM184 175H185V174H184ZM184 175H183V176H184ZM189 175H190V177H189ZM196 175H197V174H196ZM204 175H205V174H204ZM187 177H186V178H187ZM200 180H201V179H200ZM203 181H204V180H203ZM203 181H202V182H203ZM202 182H201V184L203 185L204 188H203L201 185H200V186H201L200 188H203V189H204V191L202 190V193H205V192H206V194H205V196L207 195V197H205V198H207V199L205 200V203H206V201H207L208 198H209V197H208L209 189H211V188H209L208 190L205 191V189H206L205 187H207V186H206V181L203 182V183H205V186H204V184H203ZM195 183H196V181H195ZM193 184H194V183H192V187H193ZM194 185H195V184H194ZM207 185H208V184H207ZM210 185H211V184H210ZM192 187H190V191H191V192H193L194 190H196V189H194V188L192 189ZM210 187H211V186H210ZM195 188H197V187H195ZM191 189H192V190H191ZM212 189H213V188H212ZM212 189L210 190V192L212 191ZM176 190H177V189H176ZM190 191H189V189H188V192H190ZM175 192H176V191H175ZM175 192H174V194H177V193H175ZM197 193H198V192H197ZM190 195H191V194L189 193V196H190ZM203 195H204V194H203ZM172 196H173V194H172ZM193 196H194V194H193ZM195 196H196V194H195ZM198 196H199V195H198ZM198 196L196 197L197 202H199L198 199H199V197H200V196H199V197H198ZM203 197H204V196H203ZM203 197H201V201H202ZM210 197H211V196H210ZM213 197H214V196H213ZM173 198H174V197H173ZM176 198H177V196H176ZM211 198H212V197H211ZM211 198H210V199H211ZM210 199H209V200H210ZM214 199H215V198H213V202H212V203H215V202H214ZM191 200H192V199H191ZM209 202H210V201H207V204H208ZM195 204L197 205V203H195ZM201 204L203 205V201L201 202ZM207 204H206V205H207ZM216 204H217V203H216ZM202 205H201V208H202V210H203L205 207L202 206ZM211 205L213 206V204H211V203H209V204L207 205V210L209 209V206H211ZM214 205H215V204H214ZM212 206H211V207H212ZM213 207L215 208V206H213ZM213 207H212V209H213ZM201 208L199 209V211L202 212ZM219 208H220V207L218 206V208H217L216 210H218ZM205 209H206V208H205ZM212 209H211V210H212ZM224 209H225V208H224ZM181 210H182V209H181ZM207 210H205L206 213H207ZM213 210H214V209H213ZM220 210H223V209H219V212H220ZM199 211H198V212H199ZM208 211H209V212H208L207 214L210 213V210H208ZM201 212H199V214L202 216V213H201ZM214 212H215V211H214ZM219 212H218V213H219ZM211 213H213V212H211ZM211 213H210V215H212ZM215 213H216V212H215ZM190 214H191V213H190ZM190 214H189V215H190ZM197 214H198V213H197ZM191 215H192V214H191ZM191 215H190V216H191ZM200 215H198V216H200ZM219 215L221 216L220 213H219ZM219 215H218V217H219ZM224 215H225V214H224ZM203 216L206 217L207 215L204 214ZM203 216H202V217H203ZM208 216H209V215H208ZM215 216H216V215H215ZM211 217H212V216H211ZM218 217H216V218H218ZM219 218H220V217H219ZM219 218H218V219H219ZM214 219H215V218H214ZM218 219H217V221H218ZM203 220H204V219H203ZM224 220H225V219H224ZM219 221H221V220H219ZM197 223H198V225L201 224V223H199V222H197ZM217 223H218V222H217ZM217 223H216V224H217ZM257 223H259V222H257ZM235 225H236V224H235ZM258 225H259V224H258ZM199 226H200V225H199ZM199 226H198V227H199ZM187 227H188V225H187ZM193 227H194V226H193ZM193 227H192V228H193ZM200 227H201V226H200ZM228 227H230V226H228ZM228 227H226V228H228ZM258 227H260V226H258ZM262 227H263V225H262ZM262 227H261V229H259V231H257V232H259V233L257 234V236H258L259 234H260V236L263 235L262 233H263L264 231H262V230H263ZM235 228H236V227H235ZM255 228H256V227H255ZM194 229H195V228H194ZM197 229H198V228H197ZM217 229H218V228H217ZM229 229H230V228H229ZM238 229H239V228H238ZM257 229H258V228H257ZM223 230H224V229H223ZM255 230H256V229H255ZM195 231H196V230H195ZM221 231H222V230H221ZM234 231H235V230H234ZM260 231H261V233H260ZM228 232L231 233L230 230H228ZM198 233H199V232H198ZM212 233H213L212 235H215L214 232H212ZM210 234H211V233H210ZM229 235H230V234H229ZM232 235L234 236V233H232L231 236H232ZM236 235H237V234H236ZM236 235H235V236H236ZM172 236H173V235H172ZM235 236H234V237H235ZM237 236H238V235H237ZM237 236H236V238H238ZM260 236H258L259 239H257V240H259V241H262V240H263V241H264V239H263L264 237H261V238H260ZM169 237H170V236H169ZM171 238H172V237H171ZM171 238H170V239H166V240H170L169 242H171V243H170V246L172 247L171 251H170V252L167 251L168 254H164V257H163V258L160 257L161 252L158 253L159 255H157V256H159V258H160V259L158 258V260L161 261V264H179V263H178L179 260H180V264H183V263H181V262L183 261V260L181 259V258H182L181 255H182V253H184V252L181 251V250L179 251V249L177 250L176 248H177L178 246H176L175 244H174V245L176 246V248H175L174 246L171 245V244H173L172 241H174V240H172ZM173 238H174V237H173ZM209 238L211 239V238H213V237H211V236L209 235ZM222 238H223V239H222ZM222 238H221V235H218V236H215L214 240L211 239V240H213V243L208 242V241H207V242H208V244L211 243V246L215 245V243H216V245H217V244L220 242V243L218 244V246H216V247H218V248L221 247V249L223 250L224 247H225V245L228 244L229 241H230V242H232V241H231V240H226L227 237H225V240H224V236H223ZM230 238H231V237H230ZM195 239H198V238H195ZM205 239H206V238H205ZM205 239H204V240H205ZM231 239H232V238H231ZM261 239H262V240H261ZM166 240H165V241H166ZM198 240H199V239H198ZM198 240H193V241H198ZM221 240L223 241L222 243H221ZM176 241H177V239H176ZM176 241H175V242H176ZM215 241H216V242H215ZM217 241H219V242L217 243ZM225 241H227V243L224 244V247L221 246V245H223V243H224ZM236 241H237V240H236ZM263 241H262V242H263ZM214 242H215V243H214ZM233 242H234V243H233ZM233 242H232V243H233V244H232L233 247H231V248H235V249H236L237 246L234 245L236 242H235V241H233ZM262 242H261V243H262ZM181 243H182V242H181ZM176 244H177V243H176ZM229 245H230V244H229ZM166 246L168 247L169 245H166ZM179 246H180V243H179ZM230 246H231V245H230ZM183 247H184V246H183ZM183 247H182V248H183ZM209 247H210V246H209ZM163 248H164V246H163ZM163 248H162V249H163ZM165 248H166V247H165ZM165 248H164V249H165ZM179 248H181V247H179ZM226 248H227V251H223V252H224V253H223L222 250H221L220 253H222V254L219 253L218 255H219V256H220V255H223V257L220 256V258H221L222 260H224L226 263L228 262V263H231V264H236V261H239V260H238V259L236 260L235 256L232 255L233 253L235 254L236 250H235V249H232V250H234L235 252H233L232 250L230 251L229 248H228V245H226L225 249H226ZM231 248H230V249H231ZM164 249H163V250H164ZM167 249H168V248H167ZM175 249H176V250H175ZM183 249H184V248H183ZM213 249H214V248H213ZM168 250H169V249H168ZM228 250H229V252H228ZM184 251H185V250H184ZM215 251H216V250H215ZM218 251H220V248H219ZM163 252H166V251L164 250V251H162V253H163ZM167 252H166V253H167ZM232 252H233V253H232ZM184 254L186 255L187 252H185ZM184 254H183V255H184ZM189 254H190V252L188 251V255H189ZM192 254H194V256L196 255L195 253H192ZM149 255H150V254H149V252H148V256H149ZM188 255H186L185 257H187ZM218 255H217V257L219 258ZM235 255H236V254H235ZM157 256H156V257H157ZM161 256H163V254H161ZM180 256H181V258H180ZM236 256H237V255H236ZM143 257H144V256H143ZM167 257H168V260H169V259L172 260L171 263H170V261L168 262V260H166ZM195 257H196V256H195ZM195 257H193V258H195ZM261 257H262V256H261ZM261 257H260V258H261ZM189 258H190V257H189ZM262 258H263V257H262ZM186 260H187V259H186ZM187 261H188V260H187ZM195 263H196V262H195ZM195 263H193V264H195ZM263 263H264V261H263ZM159 264H160V263H159ZM213 264H214V263H213ZM237 264H239V262H238Z\"/></svg>",
  "mask_w": 264,
  "mask_h": 264
}]
</instances>
